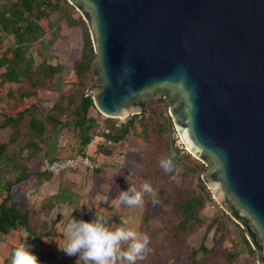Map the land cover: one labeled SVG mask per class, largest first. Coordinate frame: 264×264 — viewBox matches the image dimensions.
<instances>
[{
    "label": "water",
    "instance_id": "95a60500",
    "mask_svg": "<svg viewBox=\"0 0 264 264\" xmlns=\"http://www.w3.org/2000/svg\"><path fill=\"white\" fill-rule=\"evenodd\" d=\"M68 1L95 52L86 96L111 119L166 99L203 181L264 264V0Z\"/></svg>",
    "mask_w": 264,
    "mask_h": 264
},
{
    "label": "rangeland",
    "instance_id": "374dc122",
    "mask_svg": "<svg viewBox=\"0 0 264 264\" xmlns=\"http://www.w3.org/2000/svg\"><path fill=\"white\" fill-rule=\"evenodd\" d=\"M57 2L61 10L51 16V21L58 28L61 26L62 30L60 29L61 36L51 49V62L53 64H70V59L73 56L80 55L82 43L81 41L77 43V29L69 27L65 21H62L61 14L65 10L73 11L75 8L68 0H58ZM3 41L2 51L13 46L16 42L13 34L5 36ZM35 47L31 49V53L36 64L39 65L43 58L37 51L38 46L35 45ZM67 68L71 71L70 74L65 73L57 76L54 83L51 79L45 83L42 82L37 91H34L35 95L31 101L36 102L42 115L49 112L59 99L70 93L78 84V77H76L71 65ZM3 71L4 69H0V143L9 140L13 133L11 127H2V122H5L6 117L10 114L18 112L20 106L17 98L20 97L19 94L24 87L21 83H3L1 81ZM92 80V75L88 76L89 86ZM26 88L28 89L29 86ZM146 107L149 110L145 115H135L137 118L132 130L117 144L112 145V148L107 147L109 151L113 152L114 157L104 161V166L100 168L99 173L84 169L70 171L73 175L68 177L66 181L71 184L70 188L74 190L71 192L76 196H72L69 203L57 204L51 209L45 210V202L54 197L56 192H59V188L54 187L48 192L41 189L42 193H39L34 178H31L30 182L26 184L25 188L28 190L27 204L38 212L36 220L39 225L41 223L49 224L46 226L48 228L43 227L41 230L49 231L52 229L53 221L58 218L56 225L54 224L56 227L55 236L48 237V240L43 244L45 256L49 261L54 260L56 264H81V262H77L78 256H68L59 248V244L63 245L65 242L64 227L72 218L90 222L98 215L109 221V227H119L123 223L150 236L149 247L151 251L145 255L143 260L138 261V264H259L256 252L255 255H250L247 251L244 243V239L248 240L245 229L229 215L228 211L218 205L210 187L203 181L207 167L203 168L205 165L184 148L179 135L174 130L175 126L169 115L167 100H151L147 102ZM91 109L92 113L97 115L99 119V125L97 124L91 131L93 136L100 127L104 126L111 129L112 134L114 131L112 128L116 127L118 131L114 135L121 137L122 125L128 124L134 117L109 118V121L95 106ZM154 111H157L156 119H153L152 128L148 132L142 128V120L144 117L147 120L150 119L151 112ZM159 114H164L170 121L169 129L164 131L162 135L155 128ZM66 120L63 117L62 121L65 122ZM17 128V132L24 130L19 125ZM62 131L63 136L71 137L69 139H77L73 127H66ZM114 135L110 133L107 138ZM54 141L56 142L54 148L57 150L60 139H54ZM172 146L174 150L180 149L178 157L182 162H175L180 169L179 173L169 174L159 167V160L169 155V149ZM58 156L59 154L51 156V158ZM67 156L70 155H64V157ZM40 158L44 166L43 161L49 160L50 157L45 158L41 154ZM106 162H118L121 166L116 167ZM39 164L41 161L37 160L35 165ZM184 165L192 171L187 173ZM145 181H149L157 190L159 200L157 204L154 205L147 194L144 195L142 207L130 208L121 204L118 199L120 191L127 190L130 186H135L137 190H140ZM53 184L57 185L58 183L54 181ZM203 185L211 193V196H207L206 190L202 191ZM189 190L204 194L206 198L198 217L200 222L191 225L188 231H181L175 235V226L180 220L179 212L184 207L183 199ZM1 202L2 195L0 196V204ZM213 202L216 204L215 209H211ZM223 215L224 217L226 215L225 223L219 220L223 218ZM146 216L149 218L145 221ZM20 236L23 237L22 243L28 244L33 252V237L27 231L21 230L20 233H12L5 238H0V264H3L4 260L10 257L12 250L18 245ZM201 246H204L206 250L200 251L196 257H193L191 252L200 249ZM232 254L234 255L231 257Z\"/></svg>",
    "mask_w": 264,
    "mask_h": 264
},
{
    "label": "trees",
    "instance_id": "16d2710c",
    "mask_svg": "<svg viewBox=\"0 0 264 264\" xmlns=\"http://www.w3.org/2000/svg\"><path fill=\"white\" fill-rule=\"evenodd\" d=\"M55 1L58 0H0V69H4L1 81L3 83H21L24 86L19 94L20 97L17 98L20 106L18 112L10 114L6 117L5 122H2V127H11L13 133L9 141L0 143V196L2 195L0 238H5L12 233H20L21 230L27 231L33 237V253L37 255L41 264H56L54 260L49 261L45 256L43 244L48 240V237L55 236L56 227L54 224L56 225L58 218L53 221L52 229L43 231L41 228H48L46 226L49 224L41 223L39 225L36 220L38 212L27 204V191L21 185L29 183L31 178H34L36 187H38L40 183L48 181L53 175L46 170L34 169L30 166L31 161L39 158L41 154H48L50 148L56 145L54 139H60L63 136L62 130L66 127H73V130L76 131V138L81 141L82 145L81 156H84L85 147L94 137L91 131L97 124L99 125V119L89 115L91 107L94 106L93 99L91 96H86L89 86L88 76L92 75L94 47L87 23L75 9L73 11L65 10L61 15L62 21H65L69 27L79 30V42L82 43L81 53L77 57L73 56L70 59V64H53L51 62V49L61 36L62 30L61 26L58 28L51 21V16L61 10L59 3ZM11 34L15 36V44L2 51L3 38ZM35 45L38 46L37 51L43 58L39 65L36 64L31 53V49ZM70 65L78 77V84L70 93L59 99L49 112L42 115L36 102L31 101L35 95L34 91H37L42 82L45 83L51 79L54 83L57 76L65 73L70 74L71 71L67 68ZM27 86H29L28 89ZM47 88L49 89V87ZM148 110L149 108L145 107L142 115H145ZM156 113L157 111L151 112V117L148 120L143 118V129L150 131ZM63 117L67 119L65 122L62 121ZM136 118L137 116H134L128 124L122 125L121 137L114 135L118 131L116 127L112 128L113 134L110 129L111 135L114 136L109 138H115L118 142L122 140L132 130ZM158 119L155 128L162 135L169 129L170 121L164 114H159ZM161 119L163 121H160ZM108 120L110 121L109 118ZM18 125L24 130L17 132ZM172 127L174 126L172 125ZM25 130L27 131L25 132ZM107 153L110 154V151ZM172 153L175 154V162L181 163L182 161L178 157L180 149L174 150L172 146L169 149V155ZM184 167L187 173L192 171L187 168L188 166L184 165ZM99 170H92V172L99 173ZM201 189L202 191L206 190L204 185ZM206 194L211 196L208 190H206ZM74 195L73 192L60 188L57 195L45 202V210L51 209L57 204L69 203ZM205 200L204 194H198L194 190L187 192L183 199L184 207L179 212L180 220L175 226V235L181 231H188L191 225L200 222L198 217ZM225 217L223 215V218L219 220L225 223ZM148 218L149 216H146L145 221ZM237 227L239 230L241 229L239 225ZM22 241L23 237L20 236L16 247ZM244 243L248 253L255 255L249 241L244 239ZM205 250V247L201 246L200 249L193 250L191 254L196 257L200 251ZM3 264H10V257L6 258Z\"/></svg>",
    "mask_w": 264,
    "mask_h": 264
},
{
    "label": "clouds",
    "instance_id": "9594fccd",
    "mask_svg": "<svg viewBox=\"0 0 264 264\" xmlns=\"http://www.w3.org/2000/svg\"><path fill=\"white\" fill-rule=\"evenodd\" d=\"M159 167L165 173H179L175 164V154L172 153L159 160ZM147 194L155 205L159 202L158 192L149 181L137 190L130 186L120 191L118 199L121 204L130 207H142L144 195ZM109 221L96 216L92 221L70 219L64 227V244L59 248L68 256H78L81 264H138L151 251V238L133 228L121 224L119 227H109ZM10 264H41L37 255L26 243L15 247L10 256Z\"/></svg>",
    "mask_w": 264,
    "mask_h": 264
},
{
    "label": "crops",
    "instance_id": "0c3cea01",
    "mask_svg": "<svg viewBox=\"0 0 264 264\" xmlns=\"http://www.w3.org/2000/svg\"><path fill=\"white\" fill-rule=\"evenodd\" d=\"M77 29V28H75ZM77 43L79 41V30L77 29ZM92 109H90L89 111V115L94 117V118H98L97 115L93 114ZM125 123V122H123ZM66 134V133H65ZM71 138V137H69ZM66 136H61L60 138V145L58 144L57 150H55L56 148L52 147L50 148V151L48 152V154L44 155L42 154V156L44 157H50L48 158L49 161L55 160V159H64V158H75L78 156H81V154L83 153L82 150V145H81V141L78 139H69ZM10 140V137H9ZM7 140V141H9ZM5 141V142H7ZM91 142V141H90ZM90 142L87 144V146L85 147V153L84 155H89L92 159L97 160L98 162H104L106 160H109L107 158H113L114 156L112 155L113 152L110 151V154L107 153L109 150L107 147L112 148V145L117 144L118 141L111 138H108V143L100 144L98 146H89ZM4 143V142H1ZM82 152V153H81ZM59 154L58 157L56 158H51V156H57ZM70 155L67 157H64V155ZM62 157V158H61ZM40 160L41 164L39 165H35L36 161ZM44 163V161H43ZM31 167H33L34 169H37L39 171H44V166L42 164V160L41 158H37V159H33L31 161ZM73 175L72 173H70V171L65 172V173H61V174H56V175H52L51 179H49L48 181H43L42 183L39 184L38 189H39V193H42L41 189H43L45 192H48L51 189H54V187H56L57 189L59 188H63L69 191H74L73 188H70V183H68L66 180L67 178ZM54 181H56L58 184H53ZM25 185H21V187H24V189L27 191V199H28V190L25 188ZM58 191V190H57ZM55 193V192H54ZM53 193V194H54ZM59 192H56L55 195H57ZM54 195V196H55Z\"/></svg>",
    "mask_w": 264,
    "mask_h": 264
},
{
    "label": "built area",
    "instance_id": "2783aa9c",
    "mask_svg": "<svg viewBox=\"0 0 264 264\" xmlns=\"http://www.w3.org/2000/svg\"><path fill=\"white\" fill-rule=\"evenodd\" d=\"M121 126V125H120ZM110 134V129L104 126L100 127L94 137L91 139L89 146H98L108 143L107 135ZM105 162H94L89 155L78 156L75 158H65L55 161L44 160V169L54 175L65 173L71 170H97L104 166ZM109 165L121 166L118 162H106ZM218 206V205H217ZM216 204L213 202L211 209H215Z\"/></svg>",
    "mask_w": 264,
    "mask_h": 264
},
{
    "label": "bare ground",
    "instance_id": "6f19581e",
    "mask_svg": "<svg viewBox=\"0 0 264 264\" xmlns=\"http://www.w3.org/2000/svg\"><path fill=\"white\" fill-rule=\"evenodd\" d=\"M126 116H127V114H123L120 119H124V118H126Z\"/></svg>",
    "mask_w": 264,
    "mask_h": 264
}]
</instances>
